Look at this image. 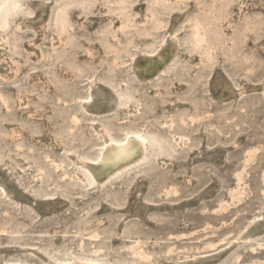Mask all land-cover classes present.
<instances>
[{
	"label": "rangeland",
	"instance_id": "1",
	"mask_svg": "<svg viewBox=\"0 0 264 264\" xmlns=\"http://www.w3.org/2000/svg\"><path fill=\"white\" fill-rule=\"evenodd\" d=\"M16 2L0 0V264H264V0ZM97 126L138 133L142 156L92 178L73 159L96 163Z\"/></svg>",
	"mask_w": 264,
	"mask_h": 264
},
{
	"label": "bare ground",
	"instance_id": "2",
	"mask_svg": "<svg viewBox=\"0 0 264 264\" xmlns=\"http://www.w3.org/2000/svg\"><path fill=\"white\" fill-rule=\"evenodd\" d=\"M170 38L174 41V44L176 45L177 40L173 38L172 32L171 33L168 32L164 36L163 40L160 42L159 45L162 46L165 43L166 39H170ZM175 45L173 47H175ZM97 93L98 92L96 91L95 84L91 82L88 85V89L86 93L87 95L85 96V98L90 99L95 95H97ZM81 106L83 108L85 107L84 104H81ZM96 131L97 134L100 136V140H101V146L98 150V155L95 158L96 163L93 164L91 163L92 161L91 162L89 161V159H85L79 156H75L73 159L74 164H76L78 167L85 169L88 172V174L96 180H98L99 178H95L94 175L95 167L101 166L109 161H114L116 165L118 163L117 166L126 165L130 161L140 158L144 152L145 143L143 138L138 133L125 131L121 139L115 140L108 134L107 130L101 126H97ZM107 174L109 173L107 172ZM251 225L252 224L249 223L245 229H250ZM247 232L245 231V233H241L240 236H238V239L239 240L245 239L249 235ZM45 261L46 262L51 261V257L49 255L46 256ZM3 264H29V263L24 258H12L5 261ZM71 264H99V263L82 260V261L73 262Z\"/></svg>",
	"mask_w": 264,
	"mask_h": 264
},
{
	"label": "clouds",
	"instance_id": "3",
	"mask_svg": "<svg viewBox=\"0 0 264 264\" xmlns=\"http://www.w3.org/2000/svg\"><path fill=\"white\" fill-rule=\"evenodd\" d=\"M22 6H23V0H19V2L16 3L5 4L3 7L6 12L11 13L15 10L20 9Z\"/></svg>",
	"mask_w": 264,
	"mask_h": 264
}]
</instances>
